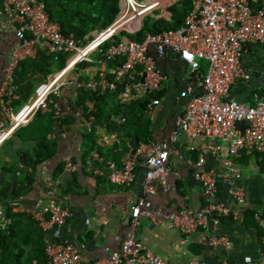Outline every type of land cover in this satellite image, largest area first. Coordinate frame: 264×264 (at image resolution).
<instances>
[{"label":"built area","instance_id":"1","mask_svg":"<svg viewBox=\"0 0 264 264\" xmlns=\"http://www.w3.org/2000/svg\"><path fill=\"white\" fill-rule=\"evenodd\" d=\"M177 1L123 0L115 20L85 44L74 34L62 32L60 23L51 19L43 0H5L0 8V22L11 21L19 40L0 87V149L37 110L47 107L51 95H59L63 88L69 86L98 94L117 92L122 87L119 99L123 103L147 96L145 113L152 117L162 103L160 91L168 79L160 62L173 54L186 66V83L179 96L187 102L178 112L176 121L189 139L201 140L199 146H190L191 151H199L198 159L193 163V174L205 194L213 200L195 213L187 210L166 213L147 206L149 197L157 193L158 187L169 188L170 156L177 152L173 145L177 140L176 134L171 136V143L141 142L122 164L105 160L97 149H93L83 165L94 176H105L114 185L129 187L135 183L139 171L144 174L141 192L131 210L129 231L120 249L95 264H169L144 245L140 237L142 216L152 223L168 221L186 236L208 229L209 245L229 247L227 238L219 232L222 218L238 216L239 209L245 210L247 200L239 158L243 151L264 153V94L254 91L251 85L253 72L243 64V57L250 47H264V0H190L191 9L179 27L149 33L143 41L128 36L142 29L148 14L158 9L167 11ZM119 35L118 42H110ZM86 47L89 51L80 56L72 67L89 60L97 51L102 68L87 81L68 78L66 73L72 67L67 65ZM39 51L56 60L68 57L64 72L40 85L35 99L16 110L15 75L19 63L35 57ZM117 59L122 61L110 77L107 65ZM203 62L207 63L204 71ZM237 87L249 90L250 101L236 96L234 90ZM94 109V104L90 103L88 114L92 115ZM55 113L59 114L58 107ZM112 116L111 119L119 124L126 122L123 112ZM84 121L88 124L87 117ZM210 157L216 159L219 173L206 168ZM64 161L68 172L78 170L71 156ZM103 166L108 168V173ZM218 177L226 183L228 195L238 205V210L214 200ZM48 186L51 193L47 203L33 212L45 233L54 227L65 226L71 214L70 209L56 197L58 180L49 181ZM254 216L263 230L264 241V215L257 211ZM12 222L9 207L0 198V233ZM46 253L49 264H81V252L71 241L63 244L47 242ZM188 264H264V254L243 263L193 260Z\"/></svg>","mask_w":264,"mask_h":264},{"label":"crops","instance_id":"2","mask_svg":"<svg viewBox=\"0 0 264 264\" xmlns=\"http://www.w3.org/2000/svg\"><path fill=\"white\" fill-rule=\"evenodd\" d=\"M105 28L92 30L81 41L87 43ZM120 36L110 42H118ZM18 43L11 21H1L0 87L12 51ZM87 48H84L85 52L89 51ZM82 54L72 59L76 61ZM99 59L100 53L96 51L89 60L74 67L67 65L72 68L66 76L79 81L89 80L102 68ZM67 61L68 57H63L65 66ZM243 64L253 72L251 85L254 91L264 92V47H250L243 57ZM117 65L108 63L110 77ZM202 66L204 71L207 63L203 62ZM160 67L168 79L160 91L162 103L152 117L147 116L144 111L135 110L128 113L126 124L109 120V114L111 118L118 114V110L131 111L127 104L132 101L123 103L116 97L108 99L105 114L96 118L94 114H88L90 103L94 106L96 104L94 99L90 96L84 101L80 99L81 91L87 90L69 86L63 88L59 95H51L47 107L37 110L30 121L18 127L0 149V198L9 207V212L30 215L34 219L31 224L24 217L26 225L39 227L33 212L47 203L51 193L49 181L58 180L56 197L70 209L71 214L65 226L54 227L45 233V240L46 243L63 244L66 241L75 243L74 240L78 239L82 243L79 248L81 264L102 262L109 253L120 249L128 234L131 210L141 192L144 177L143 171H139L135 183L129 187H121L112 184L105 176L92 175L83 162L93 149H97L105 160L122 164L137 143L146 140L171 143V136L176 134L177 140L173 145L177 152L170 156L169 188L164 190L158 187L157 193L149 197L147 206L162 209L166 213L182 210L195 213L205 203L213 200L205 194L193 174V163L198 159L199 151H191L190 146H199L201 140L189 139L176 121L178 112L187 102L179 96L186 83V66L172 54L160 62ZM62 69L58 62L40 51L32 59V65L22 71L19 79L22 90L14 99L16 110L33 101L37 88L56 74H63ZM248 92L243 87L234 90L236 96L245 101H250ZM56 107L59 108V114L55 113ZM84 117H87L88 124ZM67 156H71L77 163L76 172L65 170L64 159ZM215 160L210 157L206 168L219 173L220 167ZM238 162L247 193L245 210L241 211L229 197L227 185L221 177L217 178L214 198L225 202L234 210L239 209L238 216L223 217L219 227V232L227 238L229 247L224 244L209 245L208 229H200L186 236L168 221L152 223L149 218L142 216L140 237L144 245L169 264H188L193 260L243 263L260 258L264 254L263 230L258 226L254 215L257 211L264 215V153L243 151ZM103 169L108 173L106 166ZM28 240L27 251L32 249L31 236Z\"/></svg>","mask_w":264,"mask_h":264},{"label":"trees","instance_id":"3","mask_svg":"<svg viewBox=\"0 0 264 264\" xmlns=\"http://www.w3.org/2000/svg\"><path fill=\"white\" fill-rule=\"evenodd\" d=\"M4 1L5 0H0V8ZM44 2L51 19L60 23L62 32L66 35L74 34L80 40L94 29L109 26L115 20L121 9V0H44ZM169 9L172 12L170 19L161 17L149 22V20H147V15L144 18L142 29L138 33L128 34V36L131 39L143 41L149 33H159L167 29L179 27L191 9V2L190 0H179ZM113 39H117V36ZM109 44L110 43L106 44L104 49H106ZM48 56L51 60L58 62L61 68L65 67V62H63L62 57L56 60L55 57ZM33 58L35 57L27 58L19 63L15 75V94L18 96L22 90L20 88L21 85L19 86V79L22 76V71L32 65ZM121 61V59H117L110 63L120 64ZM121 89L122 87H120L117 92L108 91L104 94L90 93L84 90L81 91L80 99L84 101L89 96L94 99L96 109L93 114L97 118L100 117L101 114H105L106 102H108L109 98H119ZM260 94H264V92H260ZM147 100L148 97L145 96L127 104L128 108L131 107V111H121L126 116V122L123 124L128 122V113L130 114V112L135 110L145 112ZM117 113H120V111L118 110ZM108 118L111 120L110 114ZM139 143H137L135 148ZM9 213L13 222L6 230L0 233V264H49L48 255L46 253L47 243L45 240V232L40 227L39 223L37 222V225H39L40 228H33L32 225H26L23 221L25 217L29 219L32 224V220L34 219L30 215H20L11 211ZM30 236L32 249L27 251L26 247L29 244L28 238H30Z\"/></svg>","mask_w":264,"mask_h":264},{"label":"rangeland","instance_id":"4","mask_svg":"<svg viewBox=\"0 0 264 264\" xmlns=\"http://www.w3.org/2000/svg\"><path fill=\"white\" fill-rule=\"evenodd\" d=\"M122 2H123V0H121ZM171 14H172V12L170 11V9H168L167 11L166 10H164L163 9V11H162V9H158V10H156L155 12H153V13H150V14H148V17H147V20H149V22H152V21H154L156 18H161V17H164V18H167V16H171ZM85 44V43H84ZM88 49V48H87ZM81 53H86L85 52V49H83L80 53H78V54H81ZM77 54V55H78ZM82 54V55H83ZM76 55V56H77ZM75 57V56H74ZM80 57V56H79ZM79 57H77L75 60H77ZM75 63V61H74V59H71L70 60V62H69V64H68V66H71V65H73ZM64 69V68H63ZM62 69V70H63ZM61 70V71H62ZM10 264H13V263H10Z\"/></svg>","mask_w":264,"mask_h":264},{"label":"water","instance_id":"5","mask_svg":"<svg viewBox=\"0 0 264 264\" xmlns=\"http://www.w3.org/2000/svg\"><path fill=\"white\" fill-rule=\"evenodd\" d=\"M74 242L76 243L78 248H81L82 243L78 239H75Z\"/></svg>","mask_w":264,"mask_h":264}]
</instances>
